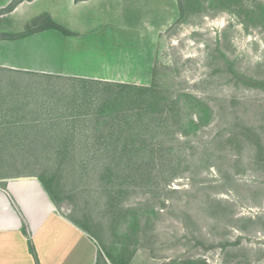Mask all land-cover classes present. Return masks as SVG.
<instances>
[{"label":"rangeland","instance_id":"rangeland-1","mask_svg":"<svg viewBox=\"0 0 264 264\" xmlns=\"http://www.w3.org/2000/svg\"><path fill=\"white\" fill-rule=\"evenodd\" d=\"M71 2L22 0L4 14L21 17L13 23L23 28L52 18L76 31L122 25L124 56L138 61L110 77L152 85L158 95L123 114L116 103L101 109L95 85L71 104V90L58 92L70 82L54 80L52 93L44 78L15 72L0 81V116L2 129L21 135L29 107L37 110L31 117L75 114L74 126L48 127L75 137L76 148L135 156L128 174L102 161L63 168L56 207L88 227L103 250L96 264H264V0ZM29 157L21 141L0 144V180L53 170Z\"/></svg>","mask_w":264,"mask_h":264},{"label":"crops","instance_id":"crops-1","mask_svg":"<svg viewBox=\"0 0 264 264\" xmlns=\"http://www.w3.org/2000/svg\"><path fill=\"white\" fill-rule=\"evenodd\" d=\"M9 1L0 0V9ZM70 1L76 8L89 7L96 0ZM4 13L8 12L0 10V19L6 22L0 27V68L114 81L111 71L138 61L128 60L123 49L129 43L118 41L129 31L111 20L116 24L108 25L110 31H76L52 18L69 31L64 33L47 26L15 27L13 22H21V17ZM100 250L94 237L56 207L36 177L0 180V264H96Z\"/></svg>","mask_w":264,"mask_h":264},{"label":"trees","instance_id":"trees-1","mask_svg":"<svg viewBox=\"0 0 264 264\" xmlns=\"http://www.w3.org/2000/svg\"><path fill=\"white\" fill-rule=\"evenodd\" d=\"M20 1L22 0H13L12 2L9 3V5L6 8H4L1 11L5 12V11L13 10L14 7ZM46 26L58 29L64 33H69L67 29H65L64 27L60 26L55 22H51V24ZM23 35L24 33H21V34L11 35V37L18 38ZM15 72L21 73V76L29 75V76H36L38 78H44V80L47 81L46 83H44L46 84V86L47 85L52 86L53 84L52 82L54 80L55 81L65 80L66 82H70L67 83L68 87H60L63 90L58 89V92L62 94L64 88H66L67 90H71V92L69 93H71L70 94L71 96L74 95L73 98L74 100L67 99L68 101L66 102V103L72 102L71 104H74L75 101L77 102V99L79 98V94L81 92L87 93L90 90H92L91 85H95L96 89L99 90L98 96L102 97V100H104L99 103L101 109L103 106L108 107V109H112V105H114L113 103H116L121 107L120 111H122L121 113L123 114L128 113L129 110H132V112L139 111L141 109V102L147 101V103H149L148 96L150 93L155 91L152 85L141 86L132 83L98 80V79L83 78V77H67V76L53 75V74H42V73L30 72V71L19 72V71H12L3 68H0V81L5 75L14 76ZM0 86L3 87L2 85ZM1 87H0V104H2L1 100L2 97H4V94H2ZM45 87H43V89H45ZM51 88H52V93H54L57 90V88L55 89V86H52ZM38 90H42V89L40 88ZM123 92L125 93L122 94ZM127 94L130 95L128 96L129 99L126 98ZM157 95L158 94L154 92L152 96L154 98ZM65 96L68 95L65 94ZM55 97L58 96L56 95ZM160 99L164 100L162 101V103L165 104V98L161 97ZM84 103L85 101L83 100V103L80 104V106H84ZM75 106L76 108L74 109L78 110L79 109L78 104ZM36 113L37 110L35 109V107H31V108L29 107V110L25 114L27 116H25L21 112V114L23 115V117L21 116L22 121L25 120V122L21 123V135H19L20 132L14 130L11 131L9 128L2 129L3 128L2 125H4V121L2 120L3 117L0 116V144L10 143L13 140L21 141V147L23 148L24 152L30 155L29 159L31 163H33L35 166L43 165V166L51 167V169H53V170H49V169L43 170L42 172L39 173L32 172L29 174H23V175L21 174L14 176H35L41 183L43 189L48 194L49 198L53 201V203H55V205H58L63 200L64 197L62 196V193L59 189V182L61 181V177H62L61 174H63L64 172L63 168H67V167L74 168L75 165L84 167L85 165L90 164L91 161H95V162L102 161V163L112 166L115 169V170L112 169L115 173H117V171L120 170L123 171L122 174H128L127 170L129 166L132 164V161H134L135 156L132 154L130 155L129 152L125 151L124 149L118 147H115L112 150L109 148L106 149L97 148L95 150H92L89 147L76 148L74 145H72L73 139H75V137L73 136L71 137L68 134L63 135L57 132H53V130L49 128V127L53 128L52 125L56 122L57 124L59 122L64 124H66L65 122H72V125L74 126V123L76 122V118L74 116L75 114L68 116L71 119L68 118L54 119L48 117L38 118V116L31 117L32 114H36ZM0 115H2V112H0ZM77 115H80V113L78 112ZM78 118L79 116H77V120ZM30 122L31 124H29ZM98 139H100L99 136ZM156 152L159 153V155H161L159 148L154 149V154ZM145 159L146 162L147 158L145 157ZM151 160L148 159V161ZM136 166L139 165L136 164ZM0 177L4 178L6 177V175H0ZM71 220L92 236L87 226L73 219ZM28 243H29L30 252L34 254L32 245L30 244V242ZM102 253L103 250L101 249L100 252H98V257H99L98 260L101 258ZM115 264H124V262L122 260H118L115 261ZM162 264H208V262H206L204 259L201 258H189L178 263L165 262Z\"/></svg>","mask_w":264,"mask_h":264}]
</instances>
